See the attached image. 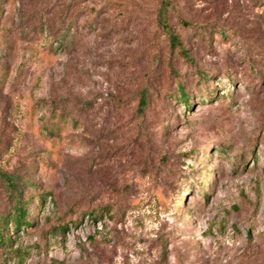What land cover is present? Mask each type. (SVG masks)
Here are the masks:
<instances>
[{
  "label": "rangeland",
  "instance_id": "1",
  "mask_svg": "<svg viewBox=\"0 0 264 264\" xmlns=\"http://www.w3.org/2000/svg\"><path fill=\"white\" fill-rule=\"evenodd\" d=\"M170 2L0 0V264H264V0Z\"/></svg>",
  "mask_w": 264,
  "mask_h": 264
},
{
  "label": "trees",
  "instance_id": "2",
  "mask_svg": "<svg viewBox=\"0 0 264 264\" xmlns=\"http://www.w3.org/2000/svg\"><path fill=\"white\" fill-rule=\"evenodd\" d=\"M171 5L170 0H161V7L158 12V21L159 24L162 26L163 30L168 34L169 40H170V45L172 51L179 50V52L182 54L183 58L185 60H188L192 62V60L189 57L188 51L184 48L182 42L178 38V36L174 33V31L171 29V27L168 25V10ZM66 41V35L62 36V39H60V44L64 43ZM182 98L185 99V96L182 95ZM147 105V96L145 90L141 92L140 95V104H139V109L143 110ZM2 179L11 187H14V181L10 178L7 179L5 176L2 177ZM15 211L18 213V215L13 216V220L16 222H20L21 219H23L25 216V210L23 209L21 204H16L15 206ZM91 216H93L91 214ZM96 220V219H95ZM3 238L1 236L0 232V242H2Z\"/></svg>",
  "mask_w": 264,
  "mask_h": 264
}]
</instances>
